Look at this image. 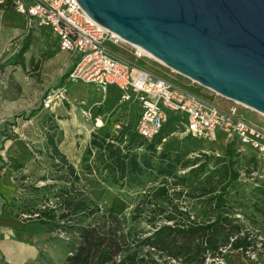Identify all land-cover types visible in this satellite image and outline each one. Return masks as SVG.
Listing matches in <instances>:
<instances>
[{
	"label": "trees",
	"instance_id": "16d2710c",
	"mask_svg": "<svg viewBox=\"0 0 264 264\" xmlns=\"http://www.w3.org/2000/svg\"><path fill=\"white\" fill-rule=\"evenodd\" d=\"M16 4L17 0H3L0 9H12ZM19 39L18 47L0 62L1 69L18 64L24 67L28 34ZM68 73L65 72L52 88L63 86ZM30 114L22 116L21 123L27 121ZM14 118L11 123L6 121L11 127L19 125L16 115ZM46 120L49 123L45 147L53 159L54 175L49 178L43 175L30 184L23 182L19 208L24 226L40 224L58 234L65 248L60 264H217L207 258L215 257L218 248L242 229L228 205L231 190L237 192L240 182L233 153L242 155L236 153L234 142L225 144L227 160L216 159L217 175L210 173L201 178L200 173L207 164L201 161L178 176L177 168L188 166V160L183 161L181 145L169 142L157 151L161 141L156 143L154 139L160 132L146 141L138 135L134 124H125L117 133L106 130L103 134L91 135L83 150L79 171L59 149L62 131L56 121L51 116ZM170 122L175 121L170 118L164 126ZM141 147L145 151L138 153L136 149ZM6 164L1 160L0 169ZM12 167L17 170L24 165L15 162ZM148 175L163 179L156 186L146 187ZM22 177L24 181L26 176ZM168 179L171 180L169 185ZM39 180L43 184H38ZM107 180L119 187L142 188L129 217L111 211L109 205L101 206L107 193L102 183ZM257 189L264 191V187ZM202 203L206 213L204 220L191 211L194 204ZM141 221L147 226L137 227ZM245 244L246 239L239 238L233 243V249Z\"/></svg>",
	"mask_w": 264,
	"mask_h": 264
},
{
	"label": "rangeland",
	"instance_id": "374dc122",
	"mask_svg": "<svg viewBox=\"0 0 264 264\" xmlns=\"http://www.w3.org/2000/svg\"><path fill=\"white\" fill-rule=\"evenodd\" d=\"M11 3L14 4L12 1ZM11 10L18 12L16 7L0 9V45L6 42L4 41L5 35H10L11 32V27L9 26ZM40 32L41 30L39 31L36 28L27 32L28 48L23 54L24 67H9L11 70L6 74L8 76L6 83L0 86V142L5 135H8L1 153L8 157L7 162L10 166L14 165V160L10 159L7 156L8 154L18 155L23 160L22 163L24 165L21 169H2L0 171V264H60L65 256V248L62 242L59 241L58 234L48 231L47 227L40 224L24 226V221L22 220L24 216L20 212L21 208H19L23 199V182L30 184L35 181V178L43 175L49 178L50 175H54L55 171L52 164L53 159L46 153L45 147V132L47 131V123H49L46 118L51 116L52 120H55V114L52 112L53 110L44 108V100L48 90L57 83L60 72L64 69L65 58L57 41L53 39V35L49 31ZM17 38L13 39V45H8L9 52L18 47L20 39ZM112 48L116 50L115 47ZM120 53L130 62L149 70L153 74L171 79L178 85H189L193 87V90L205 95L204 97L212 100L216 105L223 108L227 106V102L222 96L214 94L212 90L177 73L155 59H151L149 62L155 66L154 69L150 70L149 67L146 66V68L144 66L143 60L139 58L134 60L133 56L131 57L126 51H120ZM53 56L54 60L59 62L51 66ZM66 83H75L77 85L82 82L70 83L66 81ZM79 86L76 87L78 90L76 97L84 95L88 100L90 93L92 97L89 98V103L101 102L105 104L94 106L92 108L94 115L105 118L109 114L106 126L93 131L92 122L84 121L79 114L80 108L76 103L78 99L71 100L69 96V91L71 93L70 88L66 92L67 101L69 102H59V105L63 104L70 111L74 107L77 114H73V117L71 114H67V116L62 117L64 119L59 120L60 123L57 120L55 121L62 131L58 145L69 161L80 171L83 150L88 144L91 135L94 133L103 134L106 130L116 133L112 129V122L115 121L134 124L140 107L137 104L129 103L117 105L118 94L114 89H108L107 94H101V90L96 92L97 90L92 88L89 83ZM65 88L67 89V87ZM238 111L247 120L264 129L263 115L242 105L238 107ZM29 113H31L29 119L21 123V117ZM15 115L19 125L14 127L5 125V120H14ZM82 122L87 124L88 134L81 126ZM4 127L6 128L4 129ZM181 130L180 125L170 122L162 128L159 136L154 139L156 143L164 139L161 144H157L161 148L169 142L182 146L183 161L188 160V166L184 168L178 167L176 170L177 175H183L189 168L196 166L201 161L207 162L204 171L200 173L201 178L210 175V173L217 175L215 173L216 170H214L219 166L216 159L227 160L223 145L189 138L182 134ZM136 151L143 153L145 150L144 147H141V149L137 148ZM90 158L92 159V156ZM196 158H198V161H195ZM153 159L155 161L156 157ZM233 159L236 161L234 168L240 174L239 186L236 188L237 192L234 193V190H231L229 195L228 205L232 208L233 217L237 214L242 215L243 220H246L249 225L260 229L264 233V191L257 189L264 186H255L254 183L257 178L253 174L255 171L259 173L260 167L256 162L251 163L246 157H240L234 153ZM251 164L252 168H250ZM245 166L247 169H244ZM23 175L26 176L24 181ZM162 179V176L156 178L148 175L145 178V181L148 180L146 187L156 186ZM170 181V179L167 180L168 185ZM49 182L53 181L49 179ZM261 183H264V178ZM38 184H43V181L39 180ZM102 186L107 190V193L105 194L106 199L100 202L101 206L106 207L109 205L111 211L129 217L132 206L138 200L140 193H142V188L119 187L116 184H112L109 180L104 181ZM188 201L184 202V205H187ZM193 207L194 209L191 211L194 215L200 220L206 219L205 205L203 203L194 204ZM136 226L146 227L147 224L141 221Z\"/></svg>",
	"mask_w": 264,
	"mask_h": 264
},
{
	"label": "built area",
	"instance_id": "2783aa9c",
	"mask_svg": "<svg viewBox=\"0 0 264 264\" xmlns=\"http://www.w3.org/2000/svg\"><path fill=\"white\" fill-rule=\"evenodd\" d=\"M16 9L28 16L29 27L36 24L50 29L59 48L74 56L67 82L89 83L102 92L113 86L119 90L121 102L139 103L141 113L135 130L142 139L152 140L171 118L180 125L184 135L224 146L234 142L239 155L246 154L248 149L254 152L260 167L259 173L253 172L257 178L254 184L261 186L264 178V129L238 111L241 105L248 107L226 97L222 98L227 106L220 107L190 87L153 74L114 52L108 43L130 45L135 60L152 59L142 48L122 42L117 35L92 19L77 0H17ZM65 87L49 89L44 108L52 110L54 103L67 101ZM80 113L85 120L93 121V131L106 124L101 117H93L86 108H80ZM119 129L116 125L114 131L117 133ZM156 148L159 151L161 146ZM236 218L242 224L240 232L230 236L228 242L218 248L215 257L207 258V261L226 264L227 256L239 251L245 264H264V233L249 225L242 215L237 214ZM239 238H245L246 244L233 249V243Z\"/></svg>",
	"mask_w": 264,
	"mask_h": 264
},
{
	"label": "water",
	"instance_id": "95a60500",
	"mask_svg": "<svg viewBox=\"0 0 264 264\" xmlns=\"http://www.w3.org/2000/svg\"><path fill=\"white\" fill-rule=\"evenodd\" d=\"M172 70L264 115V0H77Z\"/></svg>",
	"mask_w": 264,
	"mask_h": 264
},
{
	"label": "crops",
	"instance_id": "0c3cea01",
	"mask_svg": "<svg viewBox=\"0 0 264 264\" xmlns=\"http://www.w3.org/2000/svg\"><path fill=\"white\" fill-rule=\"evenodd\" d=\"M0 1H2V0H0ZM12 11V13L10 14V19H9V26L11 27V32H10V35H5V38H4V41H6V42H4V43H2L1 45H0V62L1 61H4L9 55H10V52L8 51V45L13 41V39L14 38H21L23 35H26L27 34V32L30 30V29H33V28H36V29H38L39 31L41 30V32L42 31H49L52 35H53V33L51 32V30L50 29H48L47 27H44V26H38V25H33V26H31V27H29V25H28V18H27V15H25V14H23V13H21V12H15V11H13V10H11ZM7 22V21H6ZM7 24H8V22H7ZM40 32V33H41ZM7 36V37H6ZM17 38V39H18ZM6 39V40H5ZM53 39L54 40H56V37L53 35ZM57 41V40H56ZM57 44H58V42H57ZM110 45H112V43H108V46L110 47V48H112V47H115L116 48V50L114 49V48H112L113 49V51L114 52H116V53H118L119 55H121V53H120V51H126L128 54H130L131 55V57H132V54H131V47H130V45H128V44H123V45H112V46H110ZM63 53H64V58H65V62H64V69H62V71L60 72V75H59V78L57 79V82H59L61 79H60V77L65 73V72H69V70L71 69V67H72V65H73V63H74V56L73 55H71L70 53H68V52H65V51H62ZM121 56H123V55H121ZM124 57V56H123ZM125 58V57H124ZM134 58V57H133ZM52 65L51 66H53V65H56V64H58V60H54V56L52 57ZM141 60H143V63H145V67L147 66V67H149V69L151 70V69H154L155 68V66L154 65H152V64H150L149 62H150V60L151 59H142V58H140ZM134 60H135V58H134ZM154 60V59H153ZM133 63V62H132ZM17 66H20V67H22L20 64H18V65H14V66H12V65H7V66H5L4 68H0V86L2 85H5V83H6V80H7V73L11 70L9 67H17ZM146 67V68H147ZM23 68V67H22ZM149 71V70H148ZM66 81H67V78H66V80L63 82V84L64 85H66V87H67V90L70 88L71 89V93H70V91H69V96L71 97V100H73V99H78L77 100V105L79 106V108H86V109H88V110H90V112H91V114H92V116L93 117H99V116H96V115H94L93 114V112H92V108L94 107V106H99V105H102V104H104V103H101V102H94V103H89L88 101H90L89 100V98H91L92 97V95L89 93V96H88V100H87V97L86 96H80V97H76V94H77V92H78V90L76 89V87H80L79 85H81V86H84V83H79V84H67L66 83ZM5 87V86H4ZM187 87H190L191 88V90H193L192 88L193 87H191V86H189V85H187ZM1 88V87H0ZM92 88H95L94 86H92ZM96 89V88H95ZM108 89L110 90V89H114L115 91H116V93L118 94V100H117V105L118 104H124V103H129V104H133V105H138L139 107H140V105H139V103L138 102H136V101H130V102H121L120 101V94H119V90L117 89V88H115V87H113V86H109L107 89H106V91L105 92H102L101 94H107V92H108ZM97 91L96 92H98L99 90L98 89H96ZM114 91V92H115ZM193 91H195V90H193ZM196 92V91H195ZM199 93V92H198ZM199 94H201V93H199ZM202 95V94H201ZM203 96H205V95H203ZM206 98V97H205ZM208 99V98H207ZM74 102V101H73ZM83 103L82 105H79V103ZM57 104V106L55 107V109H52L53 111L52 112H54V114H55V120H57L58 122H59V120L61 121L62 119H64V118H62V117H65V116H67V114H71L72 115V117H73V114H76L75 113V108L73 107L72 109H71V111L70 110H68L67 108H66V106H64L63 104L62 105H59V103H56ZM105 105V104H104ZM140 113H141V108H140V111H139V113H138V116H137V119L139 118V116H140ZM79 114L81 115V113H80V110H79ZM77 115V114H76ZM81 118L84 120V121H91L92 122V124H93V121L92 120H85L83 117H82V115H81ZM108 118H109V114H107L106 115V117L105 118H102L104 121H105V123L107 124V122H108ZM137 119H136V121H137ZM54 120V121H55ZM65 120H67V119H65ZM72 120H73V118H72ZM6 121H8L9 123H11V122H13V119L12 120H9V119H6L5 120V125H7V126H9V127H11L9 124H8V122H6ZM64 121V120H63ZM62 121V122H63ZM136 121H135V123H134V125L136 124ZM16 123L18 124V122L16 121ZM57 123V122H56ZM60 123V122H59ZM82 123H84V122H82ZM85 124V123H84ZM106 124H105V126H106ZM125 124H128V123H121L120 121H115V122H112V129L113 130H115V126L116 125H118L120 128H121V126L122 125H125ZM57 125H58V123H57ZM87 125V124H86ZM6 127H4V129H5ZM58 128H59V126H58ZM59 130H61L60 128H59ZM5 136H8V135H5ZM4 136V137H5ZM3 137V138H4ZM8 139V138H7ZM7 139L4 141V142H0V147L2 146V149H3V147H4V144H5V142L7 141ZM89 142V141H88ZM215 144H217V143H215ZM219 144H221V143H219ZM221 145H223V144H221ZM59 146V145H58ZM86 147V146H85ZM223 147L225 148V146L223 145ZM2 149L0 150V164H1V160H3V161H5L7 164L4 166V167H2L1 169H0V171L2 170V169H7V170H10V169H14L12 166H10V164L7 162L8 161V157H6V156H4L1 152H2ZM59 149H60V147H59ZM61 150V149H60ZM62 151V150H61ZM63 152V151H62ZM64 153V152H63ZM7 156H9L10 157V159H12V160H14V163L15 162H19V163H22L23 162V160L22 159H20V157H18V155H15V154H8ZM242 156H244V157H246L249 161H251V163H253V162H256L255 161V158H254V152L251 150V149H248L247 150V152H246V154H244V155H242ZM241 157V156H240ZM68 158V157H67ZM71 162V161H70ZM72 163V162H71ZM23 164V163H22ZM250 166H252V164L250 165ZM261 186H264V183L261 185ZM263 188V187H262ZM5 201V200H4ZM226 264H245V261L242 259V256H241V254H240V252L239 251H234L233 253H231L229 256H227V258H226Z\"/></svg>",
	"mask_w": 264,
	"mask_h": 264
},
{
	"label": "bare ground",
	"instance_id": "6f19581e",
	"mask_svg": "<svg viewBox=\"0 0 264 264\" xmlns=\"http://www.w3.org/2000/svg\"><path fill=\"white\" fill-rule=\"evenodd\" d=\"M121 41L122 42H125L122 38H121ZM144 51V50H143ZM149 57H151L152 59H155V60H157L156 58H154L150 53H148V52H146V51H144ZM157 61H159V60H157ZM160 63H162L161 61H159ZM163 64V63H162ZM57 103V102H56ZM56 103H54V105H53V109H55V107L57 106V104ZM78 123H80V122H78ZM81 126L85 129V131L87 132V134H88V132H89V129H88V126L86 125V124H84V123H81Z\"/></svg>",
	"mask_w": 264,
	"mask_h": 264
}]
</instances>
